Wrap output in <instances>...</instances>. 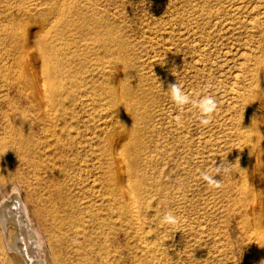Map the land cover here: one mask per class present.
Instances as JSON below:
<instances>
[{
	"label": "rangeland",
	"instance_id": "rangeland-1",
	"mask_svg": "<svg viewBox=\"0 0 264 264\" xmlns=\"http://www.w3.org/2000/svg\"><path fill=\"white\" fill-rule=\"evenodd\" d=\"M14 1L0 0V39L2 31L10 28L13 24L12 19H9L11 18L9 13L21 9L24 11L26 8L25 11L33 10L32 14L35 15L45 7L46 3V0L15 1L20 6L19 8L17 4L11 6ZM75 1L72 0V3L76 4ZM77 1L79 4L76 5L82 8V11L89 7V10L93 9L109 24L114 25L132 48L129 50V58L133 64L132 68L135 67L134 70L123 72L124 70L120 69L119 63L115 59L107 57L110 59L106 58L105 60L111 66L117 62V65H113L115 68L113 67L114 71L111 72L112 79L119 82L124 76V82L129 83L128 86L137 85L141 92L144 91L148 109L145 111L146 119L138 125L141 150L144 152L141 153L142 160L139 162H142L139 164L141 167L143 165L142 168L145 167L144 171L149 177L148 184L154 186L152 191H157L158 180L161 184H166L165 200L167 202L158 205V197L154 193L145 192L141 193L140 206L132 209L129 215L123 216L120 212H115L114 208L120 201L124 200L129 203L131 197L128 194H121L118 190H115L114 194H109L112 189L110 185L107 186L102 182L101 171L98 169L99 161L95 157L96 153L98 156V152L88 148L87 144L83 150L89 156L85 157L86 154L82 152L83 150L81 151L87 164L83 160L84 164L81 163L80 168L77 167L78 170L60 166V162L57 160L58 150L57 152L53 151V154H50L49 150L43 152L42 158L46 157L44 160L48 164L36 165L40 169L34 165H28L25 160L16 155H9L8 163L10 168H14V175L20 186V191L26 197L33 215L47 236L53 253L56 256L61 253L60 257L64 255L66 264H259L257 258L264 257V244L261 243L264 238V169H260L254 175V186L261 192L257 202V205L260 206L257 208L258 215L249 214L251 226L244 229L242 225L244 217L237 210L240 208L238 188L242 182V174H240L239 162L243 149L239 142V134L246 129L240 125L237 116L242 112L246 116L250 115V109L256 106L254 107L258 114L256 119L259 122L260 132L264 133V73H261L264 72V69H260L264 67V0ZM40 3H44V6H40ZM83 12L85 14V11ZM27 17L22 18L23 24L28 23L31 27L38 26L42 30L45 28V25L40 21ZM69 34L72 37L76 33L70 32ZM69 34V37L65 35L67 40L70 38ZM76 35L78 36V34ZM76 35L70 38L69 42L72 41L70 43L74 49L76 46L80 47H76V49L82 53L81 56L88 55L87 49L94 52L93 49H89L93 46H88L84 39L80 36L77 38ZM130 47L129 49H131ZM7 49L2 51L0 48L1 96H6L7 93L5 88L7 85L6 70H10V74L14 73L10 58L13 52L12 49H9L10 53H7ZM27 50L26 57H23L21 64L28 61L33 66L35 62H41L35 48ZM84 50L87 52L84 53ZM92 52L90 51L89 58L86 56L82 60V57H79L80 60L75 61L80 65L78 71L83 69L79 72L81 78L79 77L78 82L81 84L78 85L81 87L75 94L76 101L74 103L82 129L79 132L82 134L79 135L81 140L98 134L105 118H108L106 119L108 121L111 117L113 118L110 121L115 119L114 113L111 114L109 110L108 113H105L107 105L103 97H97L95 100L93 97L83 96L88 91V88L85 87L86 76L90 77L91 75L92 80L94 78L95 86L99 84L97 81L99 82L101 78L97 73H94L95 76L98 75L96 77L92 75V69L98 67L97 63H100L99 60L96 61ZM79 61L81 64L78 63ZM258 63L262 64V67L258 66L260 65ZM74 67L77 69V66ZM89 70L90 72H88ZM38 71L37 67H25L18 69L17 72L20 74L23 72L30 80V75ZM130 71L133 72L130 74ZM126 78L128 79L126 80ZM174 83H178L183 91L194 99L212 96L216 100L217 110L207 126L200 123L198 109L191 104L181 108L171 100L168 88L170 84ZM7 96L0 101L2 102L0 110L11 113V110L5 108V105L9 101L13 102L18 110L17 112L14 110L16 115L19 114V111H25L26 125L30 136L35 140L42 139L43 128L40 123L33 122L32 109L29 107L27 97L12 91ZM251 96L252 98L255 96V101H251ZM242 99L245 102L243 106ZM247 103H249V108H247ZM251 105L253 106L250 107ZM18 117L20 116H16V119ZM61 123L62 120L56 121L55 126L60 128ZM15 124L20 127L19 119L15 120ZM82 124L86 127H82ZM87 127H92L95 134L89 135L85 130ZM9 132L18 135V132L8 129L0 119V139L6 137ZM39 132L41 133L39 134ZM260 146H264V142ZM90 151L96 153L92 154ZM48 152L50 156L47 154ZM116 160L119 168L117 169L126 175L127 170L122 156L117 155ZM260 160L264 161V154H260L257 163ZM221 162H225L226 165L231 164L228 165L231 171L221 172L215 177L217 180H221V187H210L201 178V173L207 171L210 174H215V165H219ZM50 165L53 171L56 168L55 172H58L59 178L64 175L62 173L65 169L70 174L68 178H60L62 182L59 181L57 187H53L58 192L48 183L50 178L54 179L50 172L45 170L49 169ZM89 165L90 167H88ZM44 166L49 167L44 168ZM57 167L62 171L59 172ZM115 170L116 167H114ZM52 189L55 193L51 191ZM47 194L49 200L46 197ZM100 194H103L104 197ZM113 197L115 200H111ZM146 200L154 208H144ZM150 200L155 203H151ZM71 206H76L78 212L75 208L71 210ZM49 207H54L59 211L66 210L67 213L73 211L74 214H78L80 210L82 213L84 212V216L81 215L82 227L78 231L87 232L88 240L82 236L72 235L73 231L70 234L68 231L71 230L66 226L55 229L51 217L47 216L44 211ZM79 207L82 209H77ZM110 207L114 213L111 212ZM103 208L106 212L103 211ZM86 209L87 211H84ZM96 211L98 212L96 213ZM167 212H172L178 218L177 225L162 223V218ZM91 213L94 217L91 216ZM96 215L102 219L105 216L106 218L110 216L107 218L108 221H111L109 222L110 226L96 230L99 227ZM83 220L86 222H84L86 226ZM258 220L260 225L259 223L256 225ZM90 223L94 224H92V228L89 227ZM95 230L96 235L90 232ZM2 231L0 228V235ZM73 237L75 238L73 239ZM17 239V243L20 244L21 237H17ZM103 241L106 242V245ZM78 245L81 246H79L80 249ZM87 246L89 251H86ZM130 247L132 248L130 249ZM85 248L86 250H84ZM141 248L143 249L141 250ZM143 250H147V252ZM148 251L154 255L151 256ZM105 252L107 253L105 254ZM56 262L63 264L60 258H56Z\"/></svg>",
	"mask_w": 264,
	"mask_h": 264
},
{
	"label": "bare ground",
	"instance_id": "bare-ground-1",
	"mask_svg": "<svg viewBox=\"0 0 264 264\" xmlns=\"http://www.w3.org/2000/svg\"><path fill=\"white\" fill-rule=\"evenodd\" d=\"M15 1L19 2L21 0H15ZM15 1L11 3V6L17 4ZM75 2L76 4H79L77 3L78 2L77 0ZM43 4L44 3L42 4L40 3L39 5L41 6ZM76 4H73L72 0H46L45 7L43 8L41 7L42 9L39 12H37V14L35 15L32 14L33 10L25 11L26 8L24 11H21L22 9L14 10L15 11L14 13L13 12L9 13V16L11 17L9 19L10 20L12 19L11 21L13 23L12 26L10 28L4 29L1 34L2 35V38L0 39L1 50L5 51V48L7 49L9 47L7 49V53H10L8 52L9 49H12L13 52V54L10 55V58H11V68L14 69L13 71L14 73L10 74L9 73L10 70H6L7 73L6 84L8 86L6 85L5 88L7 93L6 96L0 95V101L3 100V97L7 98L8 97L7 94H9L10 91H12L13 93H18L20 95L26 96L29 102V107L30 109H32L31 118L33 122L41 124L45 138L43 136L42 138L43 140L42 139L35 140L30 136V132L26 125L27 116L25 115V111L23 112L19 111V114L16 115L14 113V110L16 112L18 110L16 109L15 104L13 102L9 101L5 105V108H9L11 110V113L9 112L6 113L0 110V119L4 122L6 127L8 129H12L13 132H18V135L9 132V134L6 135V137L0 139V228L3 230L0 235V264H57L56 258L57 259L60 258L63 264H66L64 261L65 258H63L65 257L64 255L60 257L61 253L58 254L57 256L56 254L53 253L47 236L45 235L40 224H38L35 216L33 215L26 197L22 195L20 191V186L17 183L16 177L14 175V168L13 167L10 168V164L8 163L9 155H16L22 158L23 160H25V162L28 165L30 166L34 165L36 167V165L38 166L41 163L43 165L48 164V162L46 163L45 162L46 160H44L46 157L42 158L43 152L49 150L50 154H53V151L57 152L58 150L59 157L58 156H57L58 158L56 157L57 160L60 162V164L59 162L58 164L60 166L63 165V167L66 169L67 168L76 169L77 167L80 168L81 163L84 160L83 159L84 157L82 156L81 153L83 152L84 154H86L85 157L89 156L87 155V153H85V150H83L86 148L84 146H86L87 144L88 148L94 149L96 152H98V156H97L96 152L95 154L93 153L94 151L92 152L90 151L92 154H95L96 159L99 161L98 169L101 171L102 182L105 183L107 186L110 185L112 189L109 191V194H114L113 192L115 190H118L121 194H128L131 197L129 203L125 202L124 200L120 201L117 207L114 208L115 212L118 211L123 216L129 215L132 209L134 210L136 206L138 205L140 206V202L142 201L141 193L144 194L145 192L154 193V195L158 197L157 200L158 205L167 202L165 200L166 184L163 183L162 181L161 182L163 184H161L160 181L158 180L157 191L156 190L152 191L154 186L152 184H148L149 177L146 175L144 171L145 167L142 168L143 165L141 167V165L139 164L142 162V161L139 162V160H142L141 153L143 151L141 150L142 148H141L140 133H139L140 131L138 125L141 121L146 119L147 115L145 111L146 109H148V105L146 104L147 98L144 96V91L141 92L140 88H138L137 85L128 86L129 83L126 84L124 82L125 80L123 79L124 76L122 77V81L119 82H117L115 79H112L111 76L112 75L111 72L114 71L113 67L117 65L116 64L117 62L119 63L120 69L124 70L123 72L125 71L127 72L128 70L133 69L132 61L129 58V52H130L129 50H132V48L126 42L127 40H125L123 36L118 32L117 28L114 27V25L109 24L103 18V16H100L99 14L95 13L93 9L89 10V7H87L86 10H83L85 11L84 14V12L81 10L82 8H80ZM39 5L38 7H40ZM18 7L20 8L19 5ZM14 9L16 8L14 7ZM23 17H27L31 19L34 18L35 20H38L42 24H44L45 28L42 30L38 26L31 27L28 23L23 24L22 23ZM70 32H74L78 34V36L75 34L77 38L80 36L82 39L85 40V43H87L88 46L91 47L93 46L92 48L89 47V49H93L94 52L90 50L92 52V55L95 56L96 61L99 60L98 62L101 63V64L97 63L98 67H96L95 69L91 68L93 72V73L91 72L92 75H94V73H97L101 76L100 78V80L102 79L101 82L100 80L99 82L97 81V84L98 83L99 84L95 86L93 82L94 78L92 80L91 75L89 77V75L87 74L88 75L86 76L87 78L85 77L86 78L85 87L88 88L87 91L88 95L87 93H85L83 96H87V97L90 96L89 98L93 97L95 100H97L96 99L97 97H103L104 98L103 100L106 101L105 103L107 105L106 108L107 112L105 113H108L109 110L111 114L112 113L115 114V119H113V121H110L112 120L113 117H111V119L109 118V121L106 120L108 118H105V120L101 124L102 127L100 126L101 128L98 130V132L96 130V132L98 133L96 135H94L95 131L92 127L85 128L86 132H88L89 135H94V136L89 137L88 133H86L89 138H86L84 136L85 139L84 140L82 139L83 141L80 139L81 137L79 136L82 135L79 133L80 130L82 131L81 126L79 125L80 122L79 114L74 108V103L76 101L75 94L77 90L81 87L79 86L81 82L80 84L78 82V80H80L81 78L79 72L83 71V69L80 70L79 67L80 71H78V66L80 65L76 64L77 62L75 61H77L78 59L80 60L79 57H82V60L85 59L84 57L86 56L88 57L90 51L87 49L88 55L84 57L83 55L81 56L82 53L78 52V49H76L77 46L74 49L73 45L71 44L72 41H70L71 43L69 42V40H71L70 38L75 36L73 35L71 37V34H69ZM67 33L70 35L69 40H67L65 37V35L69 37ZM129 47L131 49H129ZM28 48H35L38 51V56L41 58L40 63L35 62L34 65L32 66L27 61L25 64H21L23 57H26L27 54L26 52L28 51L27 50ZM77 48L80 47L78 46ZM87 51L84 50V53ZM107 57L115 59L117 62L116 63L114 62L115 64H112L111 66L108 63V61L105 60ZM84 61L82 62L85 63ZM78 63H80V61ZM74 66H77V69H75ZM258 66L262 67V64ZM25 67L28 68L37 67L39 71L30 75L31 79L28 80V78L24 75L23 72L21 74L17 72L18 69H24ZM260 69L262 70L264 69V67ZM117 71L119 73V70ZM137 71L134 72L136 73ZM88 72H90V70ZM132 72L133 71H130V74ZM97 74L96 76H98ZM96 76L94 75V77ZM125 77L127 76L125 75ZM128 78H126V80ZM243 99L241 102L242 106L245 104ZM249 99H248L249 102L255 101V96L253 98L251 96V101ZM0 103H1L0 105H2V102ZM247 104H248L247 108H249V103ZM250 104H252V102ZM252 106L253 105H251L250 107ZM254 107L250 109V115L246 116L245 113L242 112L237 116V120L240 123V125L241 126L243 125L246 129V131L241 132L239 134V142L243 149L241 150L240 153L242 157H241V161L239 162L240 174H242V182L240 187L238 188V194H239L238 203L240 205V208L239 210H237L239 211V214L242 217H244L242 223L244 229H247L248 227L251 226L248 215L249 214H251L252 216L258 215L257 208H259L260 206L257 205L258 204L257 202H258V197L261 195V192L260 189L254 186V175L255 172L259 171L260 169H264V161L260 160V162L257 163L260 154H264V146H260V144L264 142V133L260 132L261 130L259 128V122L256 119L258 114L255 112ZM16 116H20L17 118L21 122L20 127L19 126L17 127V125L15 124V120H17ZM108 116L110 115L108 114ZM60 120H62L61 126L60 128H57V126H55L56 121H60ZM82 127H86V126H83L82 124ZM40 133L41 132H39V134ZM47 154L50 156L49 152ZM117 155H121L123 158V162L127 170L126 175H123L118 170L119 169L118 161L116 160ZM41 158L43 159V161ZM49 159L51 160L52 158L50 157ZM84 162L87 164L85 160ZM47 167L49 166H44V168ZM88 167H90V165ZM114 167H116L115 171H114ZM78 168L76 170H78ZM66 169L64 173H62L64 175L63 176L61 175L63 178L66 177L68 178V175H70ZM45 170H48L51 176L54 178L53 180H51V178L49 179L48 181L49 185L52 188L53 187L56 188L57 185L59 184V181H61L60 178L62 177L59 178L58 172L57 173L55 172L56 168L53 171L51 165L49 169L47 168ZM58 170H60V168H58ZM61 171L62 170H60L59 172ZM71 177L73 178L72 175ZM53 189L51 191H53ZM54 190L57 191L56 189ZM103 194L100 195L103 196ZM46 197L49 200L48 198L49 195ZM112 199H114V197L111 198V200ZM153 202L155 203V201L152 200L151 203ZM48 203L50 204V201ZM144 205H145L144 208L153 207V205L150 206V202H148V200H146V203ZM75 207H72L71 210H73V208ZM77 209L80 210L82 208L79 207ZM110 210L111 212L114 213L111 207ZM44 211L47 216L51 217L52 220L51 219L50 220L52 221L53 227L55 229L66 226L71 230L68 231L70 232V234L73 231L72 235L75 234L76 236H82L86 239L89 236V234H87V232L85 233L84 230L78 231L82 227L81 215L84 216L83 214L84 212L82 213L81 210L80 211L82 214L80 213V211L78 214H74L73 211H71L72 213L71 212L67 213L66 210L59 211V210H55L54 207H49ZM84 211H87V209ZM103 211L106 212L105 209ZM97 212L98 211H96V213ZM91 214H92L91 216H93V213ZM95 217L99 221L97 222L99 227L96 230H98L99 228L101 229L103 227L110 226L109 222L111 221H108L107 219L110 216H107V218L105 216V218L103 219L98 218L97 215ZM84 220L83 223L86 221ZM258 223L260 225L259 220L256 222V225H258ZM90 224L91 226L89 225V227L92 228L94 224L93 223ZM96 230L90 232L94 233L96 232ZM57 231L60 232V230ZM98 232L100 233V230ZM94 235L96 234L94 233ZM17 237H21L20 244L17 243L18 240ZM74 238L75 237H73V239ZM56 239L58 240L57 237ZM104 243L106 245V242ZM261 243L264 244V238H262ZM105 245L103 246L105 247ZM79 246L80 245H78V247ZM132 247L134 246L132 245ZM132 247H130V249ZM142 249L143 248H141V250ZM84 250H86V248ZM103 250L105 251V249ZM86 251H89L88 246ZM143 251L147 252V250H143ZM82 253L84 254V252ZM106 253L107 252H105V254ZM153 255L151 253V256ZM88 258H92V257H88ZM257 260L259 264H262V262H264V257L260 258L259 256Z\"/></svg>",
	"mask_w": 264,
	"mask_h": 264
},
{
	"label": "clouds",
	"instance_id": "clouds-1",
	"mask_svg": "<svg viewBox=\"0 0 264 264\" xmlns=\"http://www.w3.org/2000/svg\"><path fill=\"white\" fill-rule=\"evenodd\" d=\"M171 100L178 106L183 107L191 104L198 109L200 115V123L207 126L211 122V117L217 110V102L212 96H202L199 99H194L185 93L182 87L178 83L170 84L168 88ZM179 120V117L177 118ZM221 162L219 165H215V174H210L205 171L201 173V178L210 186L219 188L221 187V180H217L215 177L221 172L228 173L231 171L230 167ZM162 223L167 225H177L179 223L178 218L173 215L172 212H167L162 218ZM264 264V262H262Z\"/></svg>",
	"mask_w": 264,
	"mask_h": 264
}]
</instances>
